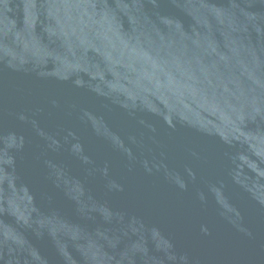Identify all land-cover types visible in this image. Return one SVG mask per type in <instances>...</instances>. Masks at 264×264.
I'll list each match as a JSON object with an SVG mask.
<instances>
[{
    "label": "water",
    "instance_id": "95a60500",
    "mask_svg": "<svg viewBox=\"0 0 264 264\" xmlns=\"http://www.w3.org/2000/svg\"><path fill=\"white\" fill-rule=\"evenodd\" d=\"M0 264H264V0H0Z\"/></svg>",
    "mask_w": 264,
    "mask_h": 264
}]
</instances>
